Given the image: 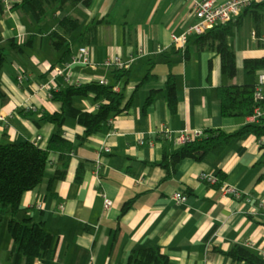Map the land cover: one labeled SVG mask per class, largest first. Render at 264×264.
I'll return each mask as SVG.
<instances>
[{
  "label": "crops",
  "instance_id": "crops-1",
  "mask_svg": "<svg viewBox=\"0 0 264 264\" xmlns=\"http://www.w3.org/2000/svg\"><path fill=\"white\" fill-rule=\"evenodd\" d=\"M10 2L0 0L5 38L0 44L6 46L0 74L7 93L5 99L0 97V142L33 139L47 146L58 125L39 120L40 111L62 107L51 90L70 83L117 82L116 68L106 63L107 58L134 56L116 86L119 90L126 85L127 96L133 97L130 109L112 116L85 140L81 138L85 127L78 118L67 117L63 134L74 144L67 167V155L52 150L43 180L23 195L18 216L44 220L57 239L55 251L37 258L35 264H127L131 250L143 245H161L170 264H249L220 250L235 244L264 257V209L256 202L224 198L222 187L200 176L202 171L221 173L245 192L264 195V150L255 133L216 147L203 159L184 158L170 177L168 169L157 163L177 145L161 136L166 127L234 131L244 125L221 113L217 88L227 83L257 85L264 71L245 67L246 57L264 55V43L252 33L257 28L251 11L244 10L231 23L229 40L237 54V74L231 77L211 44L213 36L205 47L199 44V34L185 49L174 46L173 34L193 18L189 0L68 2L64 10H50L43 21ZM65 13L81 20L68 35L71 51L57 46L50 35ZM95 22V35H86L87 25ZM261 30L259 35L264 24ZM13 38L19 46L8 43ZM82 45L89 47L97 65L73 62L67 79L56 68L66 67ZM171 72L176 78V111L168 95ZM151 94L155 99L147 103ZM98 102L94 92L73 100L84 110H96ZM29 104L39 111L26 113ZM141 137L147 142L141 143ZM81 164L86 169L79 180ZM179 190L187 193L185 202L176 201L174 193ZM133 197L131 207L122 213L124 203ZM107 199L112 200L109 206ZM15 248L12 236L7 242L0 239V264L9 262Z\"/></svg>",
  "mask_w": 264,
  "mask_h": 264
},
{
  "label": "trees",
  "instance_id": "trees-1",
  "mask_svg": "<svg viewBox=\"0 0 264 264\" xmlns=\"http://www.w3.org/2000/svg\"><path fill=\"white\" fill-rule=\"evenodd\" d=\"M10 1L14 5L24 6V8L33 12L39 21H43L49 15L50 10H64L68 2L77 4L82 0ZM249 10L253 15L258 33H261L264 24V1L257 2L245 9V11ZM232 22L215 26L199 34L198 41L201 47H205L210 43L209 39L213 36L211 44L217 48L218 53L221 55L223 70L231 77H235L237 74V54L229 40ZM80 25L81 20L79 17L71 13H65L60 18L58 27L53 29L50 35L57 46H65V51H71L68 35ZM97 25V22L89 23L85 30L86 35L90 33L95 35ZM3 41H5V38L0 23V43ZM8 43L11 46H19L14 38L9 40ZM5 49L6 46L0 44V73L6 59ZM245 67L249 71L264 69V55L246 57ZM114 72L118 79L117 82L70 83L60 89L52 90V97L60 101L62 107L55 112L40 111L39 120L54 121L58 125L47 146H43L33 139L20 142H0V226L7 219L8 230L16 244V248L11 251L10 260L7 264H35L37 258H45L55 251L57 239H55L54 233L48 228L44 220L32 217L20 218L18 216V212L22 208V198L26 191L34 189L43 180L52 150H60L67 155L64 159V166L67 167L68 154L74 147L73 142L63 134V125L67 117L74 116L78 118L79 122L85 127V133L81 135V138L85 140L93 132L103 127L112 116L130 109L133 97L127 96L126 85L119 90L116 89L117 84L128 73V69L116 68ZM149 75L151 74L148 73L147 77ZM168 87L169 102L172 110L176 111V78L173 72L169 76ZM255 90L256 83L249 82L219 85L217 94L221 102V113L234 116L237 121L244 122V125L234 131H226L221 127H208L204 130V134L195 136L188 142L177 144L172 150H167L164 158L157 162L168 169L167 177L175 175L178 164L186 157L203 159L208 151L223 146L250 132L255 133L257 137H264V115L260 119L247 121V118L255 112L257 105L264 107V99L256 100ZM91 92H94L96 98L100 101V105L96 110H84L74 105L75 96L88 95ZM0 97L3 99L7 97L1 74ZM154 99L155 94L149 95L147 103L153 102ZM35 110L29 109L26 110V113L35 114L39 111ZM161 136L168 139L164 132L161 133ZM85 169L84 164H81L78 170L79 180L83 178ZM61 173H65V170ZM218 174L221 178L224 177L221 173ZM220 183L215 185L221 187ZM134 200L135 197L124 203L122 213L131 207ZM220 250L231 255L235 260H245L249 264H264L262 254L249 246L235 244L228 250L223 248ZM127 264H170V255L161 245L138 246L129 253Z\"/></svg>",
  "mask_w": 264,
  "mask_h": 264
},
{
  "label": "built area",
  "instance_id": "built-area-1",
  "mask_svg": "<svg viewBox=\"0 0 264 264\" xmlns=\"http://www.w3.org/2000/svg\"><path fill=\"white\" fill-rule=\"evenodd\" d=\"M263 1L264 0H189L193 18L185 24L180 32H176L173 34V44L178 49H185L190 38L193 35L202 34L215 26L227 24L228 22L239 17L247 7L257 2ZM6 2L10 4V0H6ZM252 33L255 38H260L264 43V32L259 35L257 29H254ZM133 57L134 56H132V58L128 60H124L119 55H114L107 58L106 63L114 68L127 69L132 64V61L134 59ZM73 62H83L90 65H97V62H95L91 57L89 47L87 45H82L79 48V52L76 53L73 56L72 60L66 64V67H58L56 68V71L65 72L67 79H70L71 77L68 69ZM21 79H23V76H21ZM116 89L118 88L116 87ZM50 94L52 95V90ZM255 98L256 100L264 99V71H262L259 75V81L256 85L255 90ZM99 105L100 102L97 103V107ZM35 108L36 107L31 104L26 105L25 107L26 110ZM263 115L264 107L262 105H257L255 108V112L249 116V120L260 119ZM163 132L171 142L175 144H182L192 140L195 136L204 134V129H198L195 131H191L190 129H183L175 131L171 127H166L165 129H163ZM140 141L141 143H146L147 138L141 137ZM149 142L152 143L153 140H150ZM258 142L259 145L263 148L264 137H259ZM107 150L110 149L108 148ZM200 176L209 184H216L221 182L220 184L223 189L224 198L244 199L248 202H256L260 208L264 209V195L257 197L251 193H247L238 185L225 181V179L221 178L218 173L202 171ZM174 197L178 203L185 202L188 199L187 193L180 190L174 193ZM111 202V199H107L106 206H109Z\"/></svg>",
  "mask_w": 264,
  "mask_h": 264
},
{
  "label": "rangeland",
  "instance_id": "rangeland-1",
  "mask_svg": "<svg viewBox=\"0 0 264 264\" xmlns=\"http://www.w3.org/2000/svg\"><path fill=\"white\" fill-rule=\"evenodd\" d=\"M243 29V31H245V28H242ZM6 223H7V219L5 220V222L4 223H2V225L0 226V239L2 240V241H5V242H7V238H8V241H9V239L11 238V235H10V233H9V231H8V226H6ZM4 225V226H3Z\"/></svg>",
  "mask_w": 264,
  "mask_h": 264
}]
</instances>
